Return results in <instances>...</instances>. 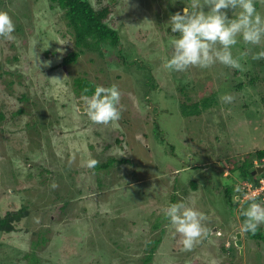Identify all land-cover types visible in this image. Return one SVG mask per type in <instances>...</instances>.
Segmentation results:
<instances>
[{"label":"rangeland","instance_id":"374dc122","mask_svg":"<svg viewBox=\"0 0 264 264\" xmlns=\"http://www.w3.org/2000/svg\"><path fill=\"white\" fill-rule=\"evenodd\" d=\"M89 1L97 9L115 7L126 70L94 52L64 65L74 50L64 12L49 8V0H0V11L15 24V39H0V113L5 116L0 121V219L28 211L16 230L0 232V264H144L148 254L153 255L149 264H264L263 243L244 233L243 250L234 244L232 236L241 233L243 223L239 213L247 206L240 201L234 211L218 190L230 187L224 175L236 164L241 167L264 150V59L242 60L243 72L220 64L170 72L162 64L171 58L170 41L177 35L165 25L138 35L140 26L133 23L140 18L137 10L148 12L142 22L159 20L160 0H136L137 9L132 0ZM165 6L171 15L169 1ZM255 7L264 16L261 0ZM228 15L232 18V11ZM244 50L238 38L233 55ZM107 51L109 56L112 50ZM49 60L51 66L43 67ZM77 78L118 85L116 126L93 125L80 111ZM182 87L193 103L206 104L209 98L211 108L183 118L178 112ZM223 94L232 95L233 102L222 104ZM156 122L165 129L163 140L157 138ZM119 133L126 137L120 143ZM89 159L129 162L95 171L85 166ZM191 181L198 184L196 191ZM252 193L250 188L247 200L255 199ZM179 201L207 217V232L191 251L183 250L163 214ZM256 234L264 238V225Z\"/></svg>","mask_w":264,"mask_h":264},{"label":"clouds","instance_id":"9594fccd","mask_svg":"<svg viewBox=\"0 0 264 264\" xmlns=\"http://www.w3.org/2000/svg\"><path fill=\"white\" fill-rule=\"evenodd\" d=\"M255 2L256 0H189L183 14L175 13L167 24L171 32L178 36L170 41L172 55L162 67L170 72H185L190 68L210 69L220 64L243 72L246 69L242 60L249 56L255 61L264 59V49L253 52L254 48L264 45V16L257 11ZM229 11L233 13L232 18H229ZM14 32L12 17L8 12L0 11V39L14 40ZM238 38L242 39L245 50L234 56L232 48L237 45ZM51 64L52 61L49 60L42 66L47 68ZM51 81L61 80L53 77ZM89 91L85 88L81 96L83 114L93 125L116 126L121 119V92L118 85H97L92 94L87 95ZM233 100L234 97L230 94L219 97L222 104H231ZM98 163L95 159H89L85 166L94 169ZM257 165L264 166V160H255L250 170H255ZM263 183L264 180L261 187ZM247 185L251 187L250 184ZM51 187L56 189L58 185L53 183ZM257 189H253V192ZM163 214L168 221L167 226L181 237L180 243L184 251H191L207 232L203 227V222L207 219L205 214L184 201L169 204L164 208ZM241 215L245 219L240 232L255 235L258 228L264 225V203L251 202L241 211ZM241 240L243 241L242 237Z\"/></svg>","mask_w":264,"mask_h":264},{"label":"trees","instance_id":"16d2710c","mask_svg":"<svg viewBox=\"0 0 264 264\" xmlns=\"http://www.w3.org/2000/svg\"><path fill=\"white\" fill-rule=\"evenodd\" d=\"M168 1H169V6L171 7V10L173 11L171 15L175 14L176 9H178L179 11H181V13H183L184 7L187 6L185 4L189 3L186 0H185L186 3H181L182 0L181 1L176 0V2H174V0H160V3L156 5L155 7V14L158 15L156 16L157 18H159V20L155 19L152 25L150 23V21H152V18L149 19L150 21L142 22L143 20L142 17H147L148 12L141 13L139 10H137L138 13L136 15L140 16V18L138 17V19L133 23L137 25L139 24L140 26V29H139L140 31L137 33L138 35H141V33L146 30L148 31L147 33L150 34L152 30L155 28V25L157 26L165 25L164 27L167 28V32L170 33V35L178 36V34L172 33L170 26L167 25L168 19L171 17V15L169 14V10H167V7L165 6V4ZM129 4L136 9L138 7L136 0H132V2ZM49 5H50L49 8H51L52 10L57 9L58 11L64 12L67 26L73 34L72 36L74 38V42H73L74 50L65 56L64 65H71V64L76 63L78 59L80 58V56L82 54H85L86 52H89V53L94 52L96 53L97 57L105 58L108 63H111V62H116L119 64L122 63L121 65L125 69V65H128L127 63L128 61L126 60L127 57L123 54V51H126V50L122 48V45H121L122 38L120 36L119 29L116 27V23L112 16V14L114 15L115 13L114 6L109 5V6H105L103 8L97 9L95 6L91 4L89 0H49ZM108 49H111L112 53L109 56H106ZM75 85L79 89L78 94L82 95L83 90L85 88H88L90 91L87 93V95H91L95 87L98 84L91 80L85 79V78H77L75 79ZM241 87L243 88L242 85H240L238 88H241ZM187 89L188 88L186 87H182L181 88L182 94ZM182 97L185 99H182ZM239 99L243 102L245 101L244 104H247L246 99H244L243 95H240ZM192 100L193 99L190 98L188 94L186 95L183 94L179 98L180 106H179L178 112L182 115L183 118L189 119L190 117H193V118L199 117L200 115H202V112L204 110L209 109L212 106L209 98H205V100H209L206 102V104L199 103V102L193 103ZM126 101L127 103L131 104L129 97L126 99ZM215 101H216L215 98H213L212 102H215ZM251 104L254 105L256 104V102L251 103ZM165 113H166L165 115L166 118L172 117L171 115L172 113L167 112V111H165ZM18 114H22V111H20ZM165 117L163 118V120H165ZM4 118L5 116L2 113H0V121H3ZM155 126L161 129V132L157 133V136H158L157 138L163 140L165 136L163 135V132L165 129H163L162 127V122L161 123L156 122ZM123 139H126L125 135L123 133H119L117 142L120 143ZM253 157L254 158L250 159V161L243 163L241 167L238 166V164H236L235 167L230 172V177L223 174L224 180H226V178L230 179V185H229L230 187L225 188L224 186H222L218 188L219 191H221L222 189V193L225 197L228 207L233 208L234 211H235V208H237L238 206L237 203H239L240 201L243 204H245L247 207L253 201L257 203H264V195L253 196V198H255L253 200H247L246 198V194L250 192V188L252 189L260 188L262 180H264V174L260 176L259 175L253 176L252 173L250 172V167L253 166V162L255 160H259V161L264 160V150L256 151V154ZM124 162H129V161H126L124 159H121L120 161H117L115 159H110L106 163L98 164L93 170L99 171V170L107 169V168L112 167L115 163H124ZM209 175L212 176L211 174ZM234 176H237L239 178L238 181L233 179ZM213 178L214 177H209L208 179L209 181H211L213 180ZM246 183H249L251 187H249L248 185H245ZM190 184L193 190L196 191L198 189V184L196 183V181H191ZM244 194H245V197H244ZM174 197L172 201L175 202L176 197L175 198ZM246 208H243L242 210H245ZM27 212H28L27 209L23 208L16 215L12 213H7L4 218L0 219V232L9 233L11 231L16 230V224L21 221V219L24 217L25 214H28ZM239 214H240L239 217L243 222L245 218L241 215V212ZM247 234L253 240L260 241L261 243L264 244V238L261 235H258V234L253 235L251 233H247ZM160 240L161 238H159L154 243L155 246H158V244L160 243ZM153 250H154V247L152 248L151 251L153 252ZM152 258H153V255L148 254L143 260V263L149 264Z\"/></svg>","mask_w":264,"mask_h":264},{"label":"water","instance_id":"95a60500","mask_svg":"<svg viewBox=\"0 0 264 264\" xmlns=\"http://www.w3.org/2000/svg\"><path fill=\"white\" fill-rule=\"evenodd\" d=\"M80 103H83V101H80ZM80 111L82 112V110L80 109ZM250 171H252V175L253 176H256L257 174H259V175H262L263 174V172H264V166H261V165H257L256 167H255V170H253V169H251ZM241 234L240 233H238V234H236V236L234 237V239H235V245L238 247V248H240L241 250H243V241L241 240Z\"/></svg>","mask_w":264,"mask_h":264},{"label":"built area","instance_id":"2783aa9c","mask_svg":"<svg viewBox=\"0 0 264 264\" xmlns=\"http://www.w3.org/2000/svg\"><path fill=\"white\" fill-rule=\"evenodd\" d=\"M261 193L264 194V183L260 189H257L255 192H253V195H259Z\"/></svg>","mask_w":264,"mask_h":264},{"label":"flooded vegetation","instance_id":"af4514ba","mask_svg":"<svg viewBox=\"0 0 264 264\" xmlns=\"http://www.w3.org/2000/svg\"><path fill=\"white\" fill-rule=\"evenodd\" d=\"M238 198H239V197H238ZM238 198H237V200H238ZM219 228H220V227H219ZM240 234H241V236H242V233H240ZM235 236H236V235H235ZM235 236H232V237H233V239H234V237H235ZM242 238H243V237H242ZM243 242H244V241H243ZM234 244H235V243H234Z\"/></svg>","mask_w":264,"mask_h":264}]
</instances>
